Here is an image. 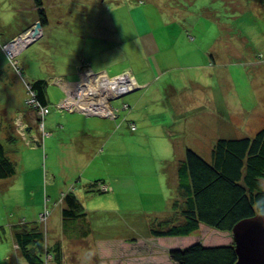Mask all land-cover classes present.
<instances>
[{"label":"rangeland","instance_id":"1","mask_svg":"<svg viewBox=\"0 0 264 264\" xmlns=\"http://www.w3.org/2000/svg\"><path fill=\"white\" fill-rule=\"evenodd\" d=\"M20 4H25L27 11L31 2L20 0ZM43 7L47 23L39 27L37 38L26 46L23 44L27 40L15 45L9 43L4 50L5 54L15 53L13 58H8L12 67L18 66L21 71L19 60L29 66L26 70L31 71V78L45 80L47 87L55 84L67 88L64 90L66 99L68 91L83 78L114 77L117 72L105 73L82 66L75 80L72 75L60 76L72 73L69 69L73 67L74 57L80 59L85 52L86 56H92L90 62H97L113 49L125 52L128 47L135 56L130 62H135L138 56L145 55L136 45L147 43L148 48L154 40L160 51L152 54L154 51L147 49L151 71H155L148 82L164 88L173 84L176 90H185L187 104L181 110L180 122L172 125L173 119L157 114L165 109H161L160 97L153 98L152 88L142 92L120 79L114 83L118 84L115 92L108 93L109 106L116 110L110 118L57 109L64 107L62 103L57 108L56 104L50 105L48 113L40 115L29 105L32 90L26 83L25 104L36 120L33 125L29 124L20 119L23 115L16 113L15 122L20 124L17 133L32 139H27L28 146L22 142V159L14 163L17 173L0 180V264H27L13 249L14 238L8 227L10 219L14 218V224L21 220L38 224L46 244L48 238H60L57 234L61 232L62 223L59 214L53 217L51 214L49 232L36 218L46 209L53 212L58 202L62 205L61 194L69 191H75L82 203L90 233L88 236L75 232L66 234L69 241H74L70 244L75 252L62 248L63 259L60 258L59 264H174L167 259L168 247H184L197 240L205 245L232 242L230 233L201 225L198 232L181 237L184 240L153 243L154 240L144 237L137 240L138 246L125 244L123 250L118 245L112 246L116 242L132 241L131 236L141 239L148 220L168 213L163 212L168 208V198L174 189L168 181L169 171L163 172L173 159L174 143L186 144L208 160L217 138L252 137L264 129V0H43ZM25 10L19 13L15 0H0V29H18V25L24 23L21 19ZM36 13V10L27 12L34 19ZM116 21L122 29L117 39L113 37L114 27L118 26ZM160 56L163 61L158 60ZM141 64L144 67L142 60ZM117 66L121 67L122 63ZM123 72H127L131 85V72L120 73ZM92 84L89 82L90 89L95 87ZM129 91L144 96L137 104L132 98L128 99L129 106L124 100ZM90 98V94L84 92L81 101L90 102ZM6 104L0 99L1 106ZM43 116H46L45 131L53 138L46 133L43 145L37 147L45 135ZM54 117L49 127L47 118ZM107 119L117 120L115 127L124 120L122 129H115L121 136L119 140L111 138L109 133H114V128L107 125ZM130 119L136 124L135 128L130 126L133 125ZM27 128L31 136L26 133ZM76 139L80 143L84 139L79 150L81 156L71 154L73 146L70 144ZM96 181H101L97 187L102 185L105 192L86 191L93 189L90 186ZM107 182L114 184L115 189L109 190ZM44 194L49 200L47 205L41 203L38 210V201L43 202ZM27 199L38 201L28 202ZM10 214L13 218L7 220ZM81 240L83 243L77 242ZM104 240L107 241L100 243ZM16 250L20 254L18 247ZM45 264L53 262L46 257Z\"/></svg>","mask_w":264,"mask_h":264},{"label":"trees","instance_id":"2","mask_svg":"<svg viewBox=\"0 0 264 264\" xmlns=\"http://www.w3.org/2000/svg\"><path fill=\"white\" fill-rule=\"evenodd\" d=\"M33 4L38 14L35 22L38 21L42 28L47 23L43 0H33ZM46 86L47 82L41 79L29 83L40 106L48 108ZM130 124L135 128L133 122ZM14 172V163L0 143V179L8 178ZM176 174L177 198L172 199L173 211L168 217L148 220L149 235L183 237L198 232L201 225L231 234L238 221L264 214V129L252 137L217 138L208 160L186 147L183 158L177 162ZM99 182H94L90 186L93 189L86 191L105 192L101 185L97 187ZM85 217L76 195L71 191L64 193L61 208L64 234L83 232L80 235H86L89 230L83 224ZM12 234L27 264H44L50 252L38 224L22 223L13 228ZM234 249L233 242L205 245L197 240L170 249L168 256L174 264H234L237 258Z\"/></svg>","mask_w":264,"mask_h":264},{"label":"crops","instance_id":"3","mask_svg":"<svg viewBox=\"0 0 264 264\" xmlns=\"http://www.w3.org/2000/svg\"><path fill=\"white\" fill-rule=\"evenodd\" d=\"M17 2V11L19 13L22 14L23 10L26 9L25 4H20V0H15ZM31 5L27 7V9L29 10H25L26 12L24 13L25 16H27V18L25 19L24 17L21 20H24V23L19 24L18 29L15 30H7L5 31V27H2V29H0V99H4L7 104L4 106L0 105V143L3 146L4 152L5 154L7 153L9 156H7L13 163H19L20 159H22V155L23 152L20 151L21 148H23L22 146L23 143L25 142L26 146H28L29 142L27 141V139L29 138H25L24 135H20L19 133H17V130L19 128V126L17 125V123L15 122V120L17 119V114L19 115H23V116H19L21 117L20 119H24L27 123L29 124H34V119L36 120V117L34 118V113L32 111L29 110V107H27L28 105L25 104L26 103V89H25V84L28 83H32L34 81H36V78H31V71H27V69H29L28 65H24L22 64L21 61H18V64L21 68V71L18 70V66L15 69L14 67H12L10 61L8 60V57L6 56V54L4 53V51H2V47L1 45L4 43H7L9 41H11L14 37H16L19 33H21L22 31H24L25 29H27L28 27L32 26L34 23V21L36 20V18L34 19V16L31 17L29 14H27L28 11L30 10H36V8L34 7L33 4V0H30ZM27 14V15H26ZM116 23H118V26L114 27V38H118L120 37L121 33H122V29L119 26V22L116 21ZM43 28V27H42ZM116 39H114L113 41H116ZM150 41V40H149ZM111 43V41H110ZM120 44V42H118ZM158 43L154 42V40L150 41L149 43V47L147 48V43H142L139 45H136V49H143L141 50L145 55L141 54L140 56H138V58L136 59L135 62H130L131 60L135 59V56L133 55V53L130 51V49L128 47H126V51L123 52L121 49H113L110 52V54H105L103 56L104 57H100L98 59L97 62H90V59H93L91 55L86 56V53H83V56H80V59L77 58L75 59L74 57V61H73V67L72 69L69 70H73L72 73H65L64 76L60 75L64 78H67L68 75H72V79L75 80V76L79 74V69L82 66H86L88 68H90L91 70L93 69H97V70H103L105 73L110 71V70H114L117 71L115 76L120 73L121 71H130L131 74L133 75L135 81H136V85L138 87V90H142V92L146 89V88H152V92L154 93V99L157 97H160L161 99V103L162 108L161 109H165V111L163 112H159L157 114H159V117H162L160 115H167V117L169 119H173V121H171V124L174 125L177 121L180 122L179 120H181L182 118V109L186 107V92L185 90L182 91H178L176 90V88L174 87L173 84L168 85L167 88L161 87V86H155L153 84H150V82H148V80L150 79V77H152L153 73L155 71H151L152 65L151 62L149 60V58H147V49H149V52L151 50H153L154 52L152 54H156L160 51L159 46L157 45ZM94 49H96V47H94ZM100 52H102V49H99ZM134 52V51H133ZM127 54H130L131 56H129V58H127ZM151 54V55H152ZM97 59V57H94ZM141 60L142 62H144V67L141 64ZM158 60H162V57L160 56ZM138 62V65H137ZM158 62V61H157ZM122 63L121 67H118L117 65ZM53 67V66H52ZM14 68V70H13ZM67 70V72L69 71ZM77 70V71H76ZM103 71H99V72H103ZM119 71V72H118ZM164 73V72H163ZM80 75V74H79ZM119 75V74H118ZM29 78L30 81H27L26 78ZM60 77V78H62ZM38 80V79H37ZM73 82H66V84H70ZM48 85V84H47ZM52 86L45 88V104L49 107L50 105H55L56 104V108L58 107V105L65 99V94H64V90L67 88H60L59 86L55 85V84H51ZM137 91V90H136ZM169 91L170 94H167L166 92ZM132 92V91H131ZM127 93L126 96L124 98V100H127L126 103H128V105L130 106V102L128 101V99L132 98L133 103L137 104L140 100V98H142L144 96V94L142 96H140L138 93H134L133 92ZM163 93V95L161 94ZM160 94V95H159ZM135 107H137V105H135ZM158 107V106H155ZM58 109V108H57ZM78 113H81L79 111H76ZM119 112V110H118ZM83 114V113H81ZM122 114V112H120V114L118 115V117L116 119H118L120 117V115ZM155 114V115H157ZM47 115V114H46ZM48 116V115H47ZM55 116V115H54ZM58 116V115H57ZM87 116H94V115H87ZM45 117L43 116V129L45 131ZM56 117V116H55ZM54 118H47V125L49 127H52L51 123L54 122L53 120H55ZM100 117V116H98ZM101 118H105V117H101ZM108 120V124L109 127H113L114 128V133L110 132V136L111 138L114 137V141H117L121 138L120 135H117L119 133V131L115 130V129H122L121 127L123 126L124 120L120 121V124L116 125V127L114 126L117 122V120L115 119H107ZM131 121H133L132 119H130ZM114 121V123H113ZM129 121V120H128ZM134 123V121H133ZM135 124V123H134ZM60 125V124H59ZM136 126V124H135ZM29 130V128H27L26 133H30L31 136V132H27ZM47 132H44V136H42V138L40 139V142H38V144H36L37 147L43 145V141H44V137L50 135V134H46ZM50 133V132H49ZM117 135V136H116ZM53 138V135H50ZM116 136V137H115ZM183 137H185L184 135H182V140H185ZM32 139V138H30ZM60 139V138H59ZM49 140V139H48ZM23 142V143H22ZM57 140H56V144H57ZM103 142V141H102ZM61 143V142H60ZM57 146V148H59V145ZM62 144H66L62 142ZM81 144H84V139L82 141V143H80L79 140H75L73 143H71L70 145L73 146L72 147V151L71 154L74 153V155H76L78 153V155L81 156V154H79V150H82L81 148ZM106 143H104L105 145ZM186 144H181L180 146L177 143H174L172 145V161L169 163V168L168 170L164 171V168H162V171H164L163 173H167V171H169L167 174L168 175V181L170 182V186L174 189L172 196L169 197L168 199V208L165 212H168L166 214H164V217H168L171 215L172 210V199H176L177 198V174H176V168H177V162L183 158L184 153H185V149H186ZM32 151H35L34 148L32 149ZM211 151V150H210ZM17 173L16 171L14 172V174ZM13 174V175H14ZM7 179V178H5ZM5 179H0V180H5ZM109 187V190L112 191V189H115L114 184H111L109 182H107L106 184ZM118 189V188H117ZM75 192V191H74ZM73 192V193H74ZM28 191H26V193L24 194V198L26 199ZM61 194V198H62ZM33 200H37L38 199H27L28 202H31ZM49 200V198L47 196H45L44 194V198H43V202L41 200H39V208L38 210L41 209L42 204H46L47 205V201ZM79 200V199H78ZM60 202H62V200H60ZM23 203L25 204V200L23 199ZM42 203V204H41ZM82 204V203H81ZM58 208V209H57ZM61 208L62 205L61 203H57L56 206L53 209V212H50L49 210H45V213L42 215H45L43 218H40V213L38 215V217L36 218L37 222H39V224L44 228V230L46 231H50V221H51V214L52 217L56 214H59L61 217ZM8 210H11L10 208H8ZM47 212V213H46ZM163 215V214H162ZM161 216V215H160ZM158 218H161V217ZM9 218H13L12 215H8ZM156 218V217H155ZM14 219V218H13ZM13 219H10L8 221V227L10 228L11 231V235L13 236V228L16 226H19L23 223V220L17 222L16 224H14L12 222ZM44 221V222H41ZM47 221H48V228H47ZM86 226V229L88 228L89 231H87L86 235L88 236L90 233V228L88 226L87 222L83 223ZM75 226H77V223H75ZM80 226V225H79ZM201 228V226L199 227V229ZM62 223H61V232L57 233L59 235L60 238L58 239H54L51 238L49 240L48 238V242L47 244L45 243V247L47 248L49 255L46 257H49L50 260H52L53 264H59L60 263V258L63 256H61V249L65 248L67 249V252H75V250H73L70 241L74 244L73 240H70L68 238H66V235L64 234V232H62ZM146 226H145V231L144 233H141L140 236L141 239L139 237L134 238L133 236H131L132 241L130 240V242H119L117 244V242L115 244H112V241L109 242L112 244V246H120V249L123 250V247L126 245L129 246H136L137 245V240H143L144 237H147L148 239L154 240L152 241L153 243L155 241H161V240H184L181 237H152L149 235L148 230H146ZM58 230V231H60ZM77 230V229H76ZM82 230V229H80ZM83 231V230H82ZM75 233H79V232H75ZM83 233V232H81ZM80 233V234H81ZM56 234V232H55ZM54 234V235H55ZM79 234V235H80ZM84 235V236H86ZM49 237V236H48ZM100 241V240H99ZM98 241V242H99ZM107 240H104L100 243H103ZM121 241V239L119 240ZM77 242H81L83 243V241H77ZM76 242V243H77ZM75 243V244H76ZM70 246V247H66V246ZM110 245V244H109ZM13 246H14V251L15 254L18 256V258H20L21 254H18L17 250H16V243L13 240ZM59 246V247H58ZM138 246V245H137ZM69 249V250H68ZM171 248H167L166 249V254L168 256V251ZM134 251V250H132ZM56 253H58L56 255ZM69 254V253H68ZM22 257V256H21ZM73 257H75V254H73ZM56 258H58L56 260ZM133 257L130 258V260H132ZM167 259L170 261V258L167 257ZM25 260V259H24ZM109 263V262H107ZM152 264H155V262H151ZM45 264V262H44Z\"/></svg>","mask_w":264,"mask_h":264},{"label":"built area","instance_id":"4","mask_svg":"<svg viewBox=\"0 0 264 264\" xmlns=\"http://www.w3.org/2000/svg\"><path fill=\"white\" fill-rule=\"evenodd\" d=\"M37 24L38 23L33 24L32 26L28 27L27 29H25L24 31L19 33L17 37H15L11 41L3 44L1 46L2 50L3 51L7 50L6 47L9 43L12 45H15L18 42H21L23 40H25V41L27 40V42L23 44V45H25V44L27 45V44H29V42L31 40L36 39L37 38V30L39 29V27H38V29L36 30ZM22 48H24V46ZM14 54L15 53H9L8 52V54H6V56L8 58H10V57L13 58L15 56ZM86 76H88V74H86ZM126 76H127V72H123V73H120L119 75H116L114 77H110L108 75H103V77H102L99 75V76L93 77L92 79L91 78H85V80L82 79L79 83H76L75 85H73L72 90L68 91V93L66 94L65 101L63 100L61 102L64 107H62L60 109H65L69 112L79 111V112L84 113L86 115H94V116L109 117L110 118L114 114V112L116 113V110L112 109L109 106V100L107 99L108 93L115 92V90H116V87L118 84H114V83L120 79H124V83H128L129 87L136 86V81H135L134 77L132 75H130L132 78L131 85H130V82L127 80ZM105 78H107V80H105ZM91 80H93V81H91ZM89 82L90 83L93 82L92 86H95L93 89L89 88V86H88ZM124 85L126 86L127 84H124ZM101 90L103 92V95H102V98L104 100L103 106L101 105V103L99 101ZM84 92L88 93V95L90 94L91 98L88 99V100H90V102H88L87 105H85V106L83 105V107L80 108L77 106V104H84L85 103V101H81ZM29 105H31V107L34 110L38 111V114H40V115H43L42 113H48V108L47 107H41L40 104L38 103V100L36 98L34 91L30 92ZM18 126H20V124ZM130 126L132 128H134V125H130ZM101 186H100V188H101ZM43 217H44V215L40 216V218H43Z\"/></svg>","mask_w":264,"mask_h":264},{"label":"water","instance_id":"5","mask_svg":"<svg viewBox=\"0 0 264 264\" xmlns=\"http://www.w3.org/2000/svg\"><path fill=\"white\" fill-rule=\"evenodd\" d=\"M38 27L37 24L36 30ZM231 236L237 257L234 264H264V214L238 221Z\"/></svg>","mask_w":264,"mask_h":264},{"label":"bare ground","instance_id":"6","mask_svg":"<svg viewBox=\"0 0 264 264\" xmlns=\"http://www.w3.org/2000/svg\"><path fill=\"white\" fill-rule=\"evenodd\" d=\"M83 80H85V78H83ZM102 95H103V92H102V90H101V92H100V97H99V101H100L101 105L103 106V102H104V100H103V98H102ZM87 103H88V102H85L84 104H77V106L80 107V108H82L83 105L85 106V105H87ZM91 103H92V102H91ZM231 237H232V236H231Z\"/></svg>","mask_w":264,"mask_h":264},{"label":"flooded vegetation","instance_id":"7","mask_svg":"<svg viewBox=\"0 0 264 264\" xmlns=\"http://www.w3.org/2000/svg\"><path fill=\"white\" fill-rule=\"evenodd\" d=\"M58 109H59V110H62V111L64 110V109H60V108H58ZM33 111H36V110H33ZM68 112H69V111H68ZM73 112H75V111H73ZM36 122H37V121H36ZM34 123H35V122H34ZM32 128H33V127H32Z\"/></svg>","mask_w":264,"mask_h":264},{"label":"clouds","instance_id":"8","mask_svg":"<svg viewBox=\"0 0 264 264\" xmlns=\"http://www.w3.org/2000/svg\"><path fill=\"white\" fill-rule=\"evenodd\" d=\"M38 21H36L35 23H37ZM38 25H39V22H38ZM39 27L41 28V26L39 25ZM137 86V85H136Z\"/></svg>","mask_w":264,"mask_h":264}]
</instances>
